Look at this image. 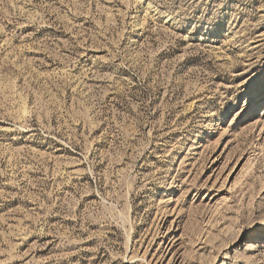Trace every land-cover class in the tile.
Listing matches in <instances>:
<instances>
[{
  "label": "rangeland",
  "instance_id": "374dc122",
  "mask_svg": "<svg viewBox=\"0 0 264 264\" xmlns=\"http://www.w3.org/2000/svg\"><path fill=\"white\" fill-rule=\"evenodd\" d=\"M0 264H264V0H0Z\"/></svg>",
  "mask_w": 264,
  "mask_h": 264
}]
</instances>
